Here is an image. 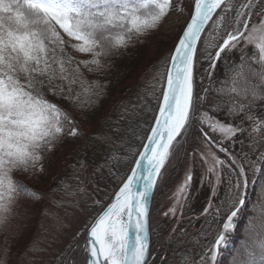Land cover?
<instances>
[{
    "label": "snow or ice",
    "instance_id": "6c2138e0",
    "mask_svg": "<svg viewBox=\"0 0 264 264\" xmlns=\"http://www.w3.org/2000/svg\"><path fill=\"white\" fill-rule=\"evenodd\" d=\"M172 9L173 0H0V264L12 261L9 236L21 238V233L11 232L21 201L39 204L49 195L14 179V173H46L45 159L80 140L83 147L89 140L125 147L122 138L118 141L114 133L103 131L107 120L92 137L83 132L81 121L92 123L107 91L106 83L88 81L83 70H103L109 57L157 31ZM253 15L258 22L251 23ZM248 45H254L251 59L244 55ZM69 47L90 59L77 60ZM233 50L241 53L240 63L230 67ZM202 62L207 68L200 73ZM218 62L228 75L222 87L214 79ZM201 76L208 80L207 87ZM152 79L160 91L142 151L135 154L134 167L122 178L112 202L88 226L82 259L69 258L67 264H151L155 194L194 126L224 158L211 153L213 164L207 171L215 179L210 181L209 199L194 217L203 218L200 238L213 240L199 260L189 252L181 254V264H218L243 215L249 185L257 187L264 180V0H240L236 5L233 0H192L190 21L154 64ZM210 93L218 99L204 111ZM49 95L66 101L72 111ZM136 107L132 105L133 112ZM208 112L223 113L224 120ZM234 120L239 122H229ZM237 143L241 151L233 154ZM81 150L77 146L70 154ZM119 158L120 153L113 152L109 159ZM76 164L84 167L83 161L73 168ZM192 180L189 171L165 217L178 221L191 207ZM259 187L264 191V185ZM257 203L264 208V196ZM186 237L184 229L168 240L183 243ZM38 251L33 242L24 256L34 257ZM167 261L162 254L160 264ZM230 264H264V211L248 219L245 239Z\"/></svg>",
    "mask_w": 264,
    "mask_h": 264
},
{
    "label": "trees",
    "instance_id": "16d2710c",
    "mask_svg": "<svg viewBox=\"0 0 264 264\" xmlns=\"http://www.w3.org/2000/svg\"><path fill=\"white\" fill-rule=\"evenodd\" d=\"M192 2V0H189ZM234 5L239 4L240 0H233ZM166 19V18H165ZM164 19V21H165ZM213 19H216L214 17ZM258 19L253 15L252 20ZM164 21L157 31L142 37L141 42L135 43L133 46H129L126 50H119L120 54L113 57H109L106 61L105 68L97 73L84 71V75L88 81H100L107 84V91L105 98L101 101L100 107L96 110L94 116L91 117L92 123H82L83 132L88 137H92L93 134L100 128L101 121L107 120L103 131L109 135L115 134L118 141L123 139L125 147H109L101 146L92 140H89L87 147H83L84 141H77V144H65L62 146V150L56 151L50 159L43 161L46 173H41L37 176H29L28 174H21L17 172L14 174V179L20 180L26 183L30 188L36 189L39 192L49 194L48 197L39 204H29L24 201L27 206H31L35 213L27 220H24V231L21 238L11 243L12 258H17L22 255L26 247L30 244L34 238L36 232L39 230L40 216L43 205H50L54 208H63L67 205L64 203V198L68 188L74 184H78L81 187L86 186L91 181L100 192H104L108 195L104 205L108 204L113 199V193L118 190L122 178L130 175L131 169L134 167V160L137 159L135 155L138 151H141V145L145 143V136L148 133L149 125L152 123L153 115L155 114L156 103L154 97L159 95V87H153V66L162 55H166V50L154 59L153 52L155 44L161 31ZM211 26V23L209 24ZM207 31V29H206ZM225 33L221 32V35ZM65 39H68L65 37ZM203 39V37H202ZM67 51L71 53L77 60L90 59L87 55H82L70 47ZM254 54V47L247 46L244 49V55L251 59ZM241 53L233 50L228 60V65L234 66L240 63ZM223 58V54H222ZM253 67H257L253 65ZM200 73H203L207 68V64L203 63L199 66ZM228 78L226 68L223 64H217L214 79L216 80V86L222 87L221 81ZM200 79H203L201 76ZM199 84V79L197 81ZM208 80L203 79V87H207ZM209 100L204 105L203 110L207 111L209 104L215 103L216 99L212 98L209 94ZM50 100H55L66 110L72 111L71 106L63 99L54 98L51 95L47 97ZM123 101V105H121ZM137 105L135 111H132V105ZM124 106H128L125 110ZM226 111V109H225ZM77 119L80 120L79 114ZM210 117L224 120L223 113L217 114L216 112H208ZM230 123H238V120L229 121ZM247 127V123L245 124ZM195 132H199L196 130ZM247 143V141H245ZM131 145V147H127ZM77 146H81L82 150L71 155L72 150ZM216 149V148H215ZM217 150V149H216ZM233 154H238L241 151V145L237 143L234 149H231ZM243 151L247 152L248 148L244 147ZM113 152L120 153V158L117 161H111L109 158ZM221 159L224 158V153L217 150ZM76 161H83L84 167H80L76 164L73 168V164ZM107 162V163H106ZM178 176V175H177ZM30 177V178H29ZM251 179V176H249ZM259 185H264V180L258 181V186L253 187L251 184L247 190L245 209L242 210L243 215L240 217L237 223L234 233L230 237V245L228 250L224 254V261L218 264H230L233 254L241 248V245L245 239V232L247 228L248 219L255 215H259L264 208L257 203L264 191H261ZM224 187V185H223ZM59 189L58 191H56ZM193 202H191L192 205ZM246 206L248 209H246ZM184 217L182 218L179 226L176 229V233L172 236H177L182 230H187V237L185 241L180 244L185 252H189L191 256L199 260L200 255L209 246L213 240V236H209L208 239H201L202 227L200 232H196L199 227H194V221L191 219V207L184 210ZM203 220V219H202ZM201 220V222H202ZM189 221H192L190 223ZM200 222V225H201ZM0 247L3 246L4 235L0 234ZM79 246H83L85 242L84 238H79ZM198 241V243H197ZM165 245V244H164ZM178 245L177 242H170L167 249L160 247L153 248V261L151 264H160L161 255L168 257L167 264H181V254H177L174 246ZM14 251V252H13ZM182 253V254H183ZM68 260H66L67 263ZM64 262V261H63Z\"/></svg>",
    "mask_w": 264,
    "mask_h": 264
},
{
    "label": "rangeland",
    "instance_id": "374dc122",
    "mask_svg": "<svg viewBox=\"0 0 264 264\" xmlns=\"http://www.w3.org/2000/svg\"><path fill=\"white\" fill-rule=\"evenodd\" d=\"M177 6L182 10L178 11ZM191 12L192 2H189V0H173V9L167 15L155 44L154 59L165 50L166 52L169 51L175 45L182 30L190 21ZM256 22H258V19L251 21V23ZM248 46L254 47V45ZM196 130L198 128L194 126L186 140L182 142V147L176 153L171 166L168 167L164 182L159 184L155 194L152 208L153 219L151 222L153 229L152 245L154 249L159 246L162 253V249L164 247V249H167L170 243L168 237L174 234L172 229H177L184 217L183 215L179 217L178 221H173L165 217L163 213L173 205L174 194L183 183L186 174L191 171L193 176L191 182L193 203L190 216L192 221H194L195 228L200 225L203 218L195 220L194 217L209 199L211 191L210 181L215 179V176L209 175L207 168L213 164L211 153L215 152L217 157L220 158V156L215 147L211 144H206L202 134L195 132ZM225 143L227 144L228 142L225 141ZM202 155L204 159L201 158ZM81 189L83 191H80ZM222 190L223 183L218 188V196L222 193ZM74 192L75 195H73ZM107 198L108 195L100 192L91 181H89L88 185L86 184V186L81 188L78 184L70 186L64 198V203H67L66 206L60 209L50 205H43L42 211L39 213V230L22 255H19L18 259L12 258L11 264H67L66 260H69V258L76 261L81 260L84 254L83 247L79 246L80 242L76 240L84 237L86 240L90 223L113 200L103 206ZM246 209H248L247 206ZM45 210L49 214H45ZM18 212L19 215L12 222L11 232L22 234L25 229L24 220L34 214L38 215V213H35V210L31 206H27L24 201H21V207ZM200 230L201 227H198L196 232L198 233ZM1 240L2 237L0 238ZM15 240L17 239H14L11 235L9 236L10 243H14ZM33 242L38 244V253L34 257L32 253H28V257H25L24 253ZM180 244L178 243V245L174 246L178 255L185 251L180 247ZM218 260L221 263L224 261V257H220Z\"/></svg>",
    "mask_w": 264,
    "mask_h": 264
},
{
    "label": "water",
    "instance_id": "95a60500",
    "mask_svg": "<svg viewBox=\"0 0 264 264\" xmlns=\"http://www.w3.org/2000/svg\"><path fill=\"white\" fill-rule=\"evenodd\" d=\"M214 18V17H213ZM211 22V21H210ZM210 22H209V24H210ZM207 29V28H206ZM203 37V36H202ZM142 151V150H141ZM86 237H87V235H86ZM150 250H151V248H150Z\"/></svg>",
    "mask_w": 264,
    "mask_h": 264
}]
</instances>
